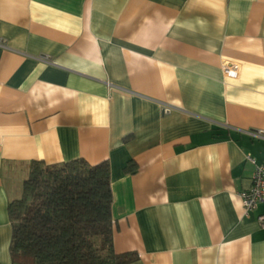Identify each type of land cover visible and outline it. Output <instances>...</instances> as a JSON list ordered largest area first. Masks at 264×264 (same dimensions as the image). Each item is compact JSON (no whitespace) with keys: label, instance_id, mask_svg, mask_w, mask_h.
Returning a JSON list of instances; mask_svg holds the SVG:
<instances>
[{"label":"crops","instance_id":"0c3cea01","mask_svg":"<svg viewBox=\"0 0 264 264\" xmlns=\"http://www.w3.org/2000/svg\"><path fill=\"white\" fill-rule=\"evenodd\" d=\"M0 42V264L30 163L71 160L109 161L128 264H264L238 194L264 165V0H0Z\"/></svg>","mask_w":264,"mask_h":264},{"label":"trees","instance_id":"16d2710c","mask_svg":"<svg viewBox=\"0 0 264 264\" xmlns=\"http://www.w3.org/2000/svg\"><path fill=\"white\" fill-rule=\"evenodd\" d=\"M108 160L32 161L22 194L9 202L12 260L21 264H128L138 256L114 249Z\"/></svg>","mask_w":264,"mask_h":264},{"label":"built area","instance_id":"2783aa9c","mask_svg":"<svg viewBox=\"0 0 264 264\" xmlns=\"http://www.w3.org/2000/svg\"><path fill=\"white\" fill-rule=\"evenodd\" d=\"M0 45L4 44L0 42ZM224 71L226 75L234 77L239 72V66L235 63H227L224 67ZM247 133L252 137L264 138V132L261 130H249ZM249 159L255 165L252 185L249 189L242 190L238 193L244 203L246 211L253 210L257 208L260 203L264 202V165L256 164L253 158ZM259 221L264 226V215L259 217Z\"/></svg>","mask_w":264,"mask_h":264}]
</instances>
